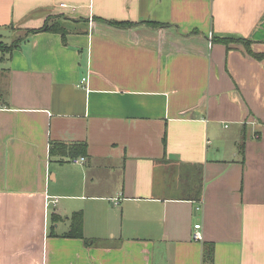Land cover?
Instances as JSON below:
<instances>
[{
	"label": "crops",
	"instance_id": "obj_1",
	"mask_svg": "<svg viewBox=\"0 0 264 264\" xmlns=\"http://www.w3.org/2000/svg\"><path fill=\"white\" fill-rule=\"evenodd\" d=\"M1 31L0 264H264V57L214 39L264 53V0H0Z\"/></svg>",
	"mask_w": 264,
	"mask_h": 264
},
{
	"label": "trees",
	"instance_id": "obj_2",
	"mask_svg": "<svg viewBox=\"0 0 264 264\" xmlns=\"http://www.w3.org/2000/svg\"><path fill=\"white\" fill-rule=\"evenodd\" d=\"M109 24L119 26V27H130L134 25L135 23L130 22V21H106ZM152 23V22H150ZM155 26H164L161 23L154 22L152 23ZM40 31H52V32H58L62 33L63 37L67 34V28L58 20H53L48 18L45 23L43 24L42 27L35 28L28 30L27 32H40ZM214 39L220 40L221 42H224L226 44H229L231 42H240L241 44L245 45L247 53L252 55L253 57L260 59L264 57V53H258L254 52L253 49L251 48V44L253 41L244 38V37H233V36H225V37H216ZM8 47V46H7ZM6 46H3V43L0 42V48H7ZM64 150V151H69L70 149L73 151L75 150L77 153H85L86 152V143H71V144H66V143H61V142H53L51 151L54 153L55 150ZM57 217V216H54ZM72 228L71 230L67 233L69 235H79L82 236L81 232V220L82 216L81 213L75 212L72 216ZM214 260V243L209 242V241H204L203 242V261L204 263H212Z\"/></svg>",
	"mask_w": 264,
	"mask_h": 264
},
{
	"label": "built area",
	"instance_id": "obj_3",
	"mask_svg": "<svg viewBox=\"0 0 264 264\" xmlns=\"http://www.w3.org/2000/svg\"><path fill=\"white\" fill-rule=\"evenodd\" d=\"M92 22H93V19L91 18L90 19V23H92ZM85 161H86V157L85 156H78V157L73 158V162H75V163H81L82 164ZM48 198H50V197H48ZM49 204H50V201L47 200L46 207H49ZM200 229H201V224H196L195 225V230H194V238L196 240H201L203 238V234H202Z\"/></svg>",
	"mask_w": 264,
	"mask_h": 264
},
{
	"label": "rangeland",
	"instance_id": "obj_4",
	"mask_svg": "<svg viewBox=\"0 0 264 264\" xmlns=\"http://www.w3.org/2000/svg\"><path fill=\"white\" fill-rule=\"evenodd\" d=\"M12 33H13V31H12V29L10 30ZM25 32H26V30H22V31H20L19 32V36H22V35H24L25 34ZM8 31H1L0 32V42H3V43H7V42H9V37H8ZM17 35V34H16ZM17 41V39H15L11 44L13 45V43L14 42H16ZM7 47V46H6ZM0 50H1V48H0ZM0 54H1V51H0ZM69 164H71L72 162H68Z\"/></svg>",
	"mask_w": 264,
	"mask_h": 264
}]
</instances>
